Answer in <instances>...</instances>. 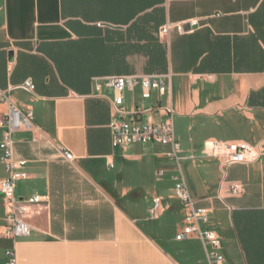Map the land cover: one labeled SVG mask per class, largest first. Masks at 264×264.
<instances>
[{
	"label": "crops",
	"instance_id": "1",
	"mask_svg": "<svg viewBox=\"0 0 264 264\" xmlns=\"http://www.w3.org/2000/svg\"><path fill=\"white\" fill-rule=\"evenodd\" d=\"M190 19L198 21L194 31L160 38L166 23ZM159 73L171 75L166 104L167 94L144 99L137 86L123 92L127 111L176 101L187 115L226 126L233 138L221 141L261 145L258 160L222 166L202 154L205 141L220 139L188 144L175 132L192 196L209 209L203 227L221 235L222 264H264V0H0V88L35 84L34 92L11 93L34 112L33 128L14 134L29 174L16 195L49 197L33 207L31 234L13 239L0 193V264L7 250L18 264H208L200 239H176L185 207L175 196L169 147L112 144L115 91L105 77ZM6 112L0 103V118ZM3 132L0 126V141ZM6 176L0 151V179ZM232 182L244 191L232 194ZM155 196L162 206L151 217Z\"/></svg>",
	"mask_w": 264,
	"mask_h": 264
},
{
	"label": "built area",
	"instance_id": "2",
	"mask_svg": "<svg viewBox=\"0 0 264 264\" xmlns=\"http://www.w3.org/2000/svg\"><path fill=\"white\" fill-rule=\"evenodd\" d=\"M185 23L190 25L189 30L185 29ZM197 26L198 21L196 19L168 22L160 28L159 35L161 39H166L174 29L185 33L194 31ZM105 80V84L115 91L112 101L115 117L110 123L113 146L115 148H127L137 144H156L169 147L168 157L176 165L172 176L175 196L185 207V225L176 235V239L184 240L190 237H197L203 243L208 264H222L224 255L220 252L222 247L221 235L215 230L203 227L209 221V209L197 205L182 169V147L175 135L172 105L162 107L159 104L148 109L137 108L133 112L127 111L123 106V92L126 89L133 90L140 86L144 99H150L154 91H158L161 95L167 94L171 87V75L164 73L110 75L105 77ZM16 88L34 92L35 84L28 79L20 85H11L6 89L0 88V103L7 105V112L0 118V126L4 128L0 141L1 159L7 171V176L0 179V193L4 196L7 204L5 235L13 239L31 234L32 225L29 219L33 213V207L49 199L46 195L34 194L29 199L21 200L16 195L18 183L27 179L29 174L25 170L27 161L19 159L15 155L14 134L21 130H31L34 125L33 110L24 111L20 109L12 99L11 93ZM162 109L168 115V118L159 122L154 121L152 114L156 111L160 112ZM124 115H129L130 119H124ZM143 119L146 120L144 121ZM62 152L67 160L71 161L74 159L72 152L65 149H62ZM202 154L218 158L222 166L251 163L260 158L262 147L261 145H252L245 141L207 140L204 143ZM158 174L163 175L164 171L159 170ZM230 191L235 195L240 194L244 191V186L240 182H232ZM161 206L162 198L155 196L149 209L151 217L158 215ZM6 257L5 264H18L15 250H7Z\"/></svg>",
	"mask_w": 264,
	"mask_h": 264
},
{
	"label": "rangeland",
	"instance_id": "3",
	"mask_svg": "<svg viewBox=\"0 0 264 264\" xmlns=\"http://www.w3.org/2000/svg\"><path fill=\"white\" fill-rule=\"evenodd\" d=\"M170 97L171 94L169 91L167 95L163 98V103L166 104L167 100L170 99ZM143 102L145 103H143L141 107L145 108L150 106V100H143ZM172 108H173L172 119L175 127V132L177 133V135L180 132L184 136L183 143L189 144V139L191 137L203 138L204 136H213L214 138L220 140H230L231 138H233L232 135L227 130L226 126H224V128H219V129L217 128L215 129L214 127H211V125H216V124H214L210 116L204 114L195 115V116L187 115L185 112H182L177 107L176 101ZM222 125H226V124H222ZM181 140L182 139H180V141ZM182 155L184 154L181 153V156ZM186 163L187 162L185 160L181 161L182 168L184 169V171L186 170Z\"/></svg>",
	"mask_w": 264,
	"mask_h": 264
}]
</instances>
